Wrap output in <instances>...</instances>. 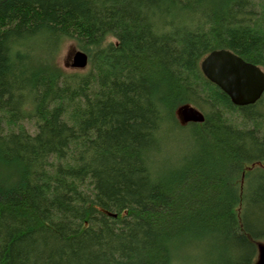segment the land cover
Segmentation results:
<instances>
[{
	"label": "trees",
	"instance_id": "obj_1",
	"mask_svg": "<svg viewBox=\"0 0 264 264\" xmlns=\"http://www.w3.org/2000/svg\"><path fill=\"white\" fill-rule=\"evenodd\" d=\"M221 49L264 71V0H0V264H255L264 95L205 77Z\"/></svg>",
	"mask_w": 264,
	"mask_h": 264
},
{
	"label": "water",
	"instance_id": "obj_2",
	"mask_svg": "<svg viewBox=\"0 0 264 264\" xmlns=\"http://www.w3.org/2000/svg\"><path fill=\"white\" fill-rule=\"evenodd\" d=\"M89 65V56L78 50L74 53L71 67L84 70ZM205 77L228 95L235 106L245 107L256 104L264 95V71L231 51L215 50L201 62ZM183 124L203 123L204 114L193 106L179 110ZM255 264H264V245H259Z\"/></svg>",
	"mask_w": 264,
	"mask_h": 264
},
{
	"label": "rangeland",
	"instance_id": "obj_3",
	"mask_svg": "<svg viewBox=\"0 0 264 264\" xmlns=\"http://www.w3.org/2000/svg\"><path fill=\"white\" fill-rule=\"evenodd\" d=\"M78 47L76 45V43L72 42V41H68V42H65L58 54V57L56 58L57 59V64L63 68V70L65 72H83L85 70L88 69V67L84 70H78V69H74L71 67V63H72V58L74 56V53L76 51H78ZM264 245V244H262ZM258 255H259V252H258ZM258 258V256H257Z\"/></svg>",
	"mask_w": 264,
	"mask_h": 264
}]
</instances>
